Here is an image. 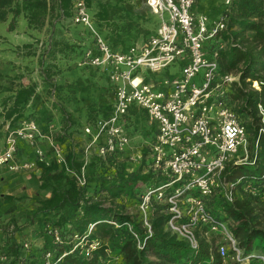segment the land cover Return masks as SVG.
<instances>
[{
  "label": "trees",
  "instance_id": "trees-1",
  "mask_svg": "<svg viewBox=\"0 0 264 264\" xmlns=\"http://www.w3.org/2000/svg\"><path fill=\"white\" fill-rule=\"evenodd\" d=\"M76 1L0 0V22L11 17L10 30L19 16L26 19L28 27L42 28L47 24L50 35L47 44L43 41L46 46L42 45L38 60L42 81L47 86L45 96L55 88L61 95L62 132L59 141L66 148L65 164L55 160L37 162L40 171L38 195L27 199L28 203L22 201L21 196L4 195L2 202L8 203L11 209L19 203H27L23 224L30 225L40 234L48 225L58 230L59 241L42 234V248L52 253L51 264H257L253 257L248 261L230 260L233 256L231 249L227 258L222 259L216 245L221 240L217 241L215 233L204 235L206 226L195 229L197 246L193 248L188 240L170 229L168 205L154 196L146 211L148 225L144 224L140 213L127 211L140 205L144 185L155 188L165 180L158 171L150 168L148 146L156 128L148 122L142 109L131 108L124 122L130 138L143 139V159L137 163L136 169L128 170L130 149L121 152L122 157L112 154L106 161L94 156L84 167L85 184H78L76 176L81 175L84 163L71 135L73 127L80 122V115L73 118L64 106L72 102L80 85L65 81L70 82L72 72L80 69L76 64L88 49L94 48L95 43L90 31L72 20ZM131 1L84 0L94 27L114 51H126L144 41L157 28V17L148 8L136 9L138 5L131 4ZM229 1L223 11L226 29L207 41L205 50L208 56L214 50L218 51L220 73L236 70L239 74L238 81L230 87L227 101L245 127L249 157L241 163L227 162L221 173L222 181L232 184V201L225 197L223 187L215 189L203 200L212 215L227 223L237 248L246 257L264 254V135L258 134L257 116V104L264 105V0ZM55 28L59 30L57 35L54 34ZM220 42L224 43L222 48L218 47ZM55 75L62 77L63 82L60 80L56 85L53 82ZM253 81L259 82V90L251 87ZM7 89L13 93L3 103L4 119L14 125L28 109L35 110L41 96L33 84ZM86 107L84 122L93 124L98 117L111 113L112 103ZM26 150L21 147L18 157L29 156ZM43 191L49 195L43 196ZM13 213L19 212L15 210ZM9 224L14 229L9 232L5 226L0 238L1 254L8 258L3 264H42V252L32 250L27 253L22 248L15 233L22 228L16 225L15 218H11Z\"/></svg>",
  "mask_w": 264,
  "mask_h": 264
},
{
  "label": "built area",
  "instance_id": "built-area-1",
  "mask_svg": "<svg viewBox=\"0 0 264 264\" xmlns=\"http://www.w3.org/2000/svg\"><path fill=\"white\" fill-rule=\"evenodd\" d=\"M229 2L225 0V5ZM194 3L195 0H144L158 19L157 28L143 42L121 52L112 50L94 27L84 0L76 1L72 20L86 27L95 43L94 48L86 51L83 64L107 71L115 93L111 113L98 117L84 130L93 139L91 142L103 141L101 155L125 151L131 148V138L123 127L125 117L133 106L142 109L148 122L156 128L148 146L150 168L165 180L145 191L140 208L146 212L154 196L168 205L170 229L188 240L193 248L197 246L195 229L202 225L206 226L204 235L222 236L223 242L216 243L222 259L227 258L230 248L231 259L248 261L253 257L257 264H264V254L244 257L227 223L205 208L203 197L220 187L225 190L227 200L232 201V184L223 182L220 176L227 162L247 161L249 144L244 125L227 101L230 87L238 81L239 74L220 73L218 51L208 56L205 50L207 41L225 31L226 18L222 15L211 21L208 15H196L192 11ZM223 46L222 42L218 45ZM176 61L180 64L179 73L166 71L161 78L154 76ZM201 70L202 75L198 77ZM251 87L259 90L260 84L253 81ZM257 116L258 134L264 135L261 103L257 104ZM51 128L50 125L44 132L32 119L22 120L15 127L7 125L0 164L14 169L33 168L37 165L34 161L13 164L18 140L34 145L36 140L44 139L54 151V160L65 164V156L54 143ZM35 152L38 161L48 162L40 148L36 147ZM141 157L140 149L131 155V159ZM83 168L84 165L81 175L76 176L81 186L85 184ZM145 224L148 225L146 220Z\"/></svg>",
  "mask_w": 264,
  "mask_h": 264
},
{
  "label": "rangeland",
  "instance_id": "rangeland-1",
  "mask_svg": "<svg viewBox=\"0 0 264 264\" xmlns=\"http://www.w3.org/2000/svg\"><path fill=\"white\" fill-rule=\"evenodd\" d=\"M138 6L136 9L138 10H146V5L144 4V0L142 3L137 4ZM204 6V1L199 0L198 5L195 7V10L199 14L200 12H204L206 15L209 16L210 19H219L221 15H223V11L225 8V0H214L212 2V8L208 9L207 7ZM49 29L47 27L46 32L42 33L41 30V36L40 39L41 41H44L47 44V38L49 37ZM59 33L58 28L54 29V34L57 35ZM93 37V36H92ZM94 42V39H93ZM44 45V47L46 46ZM45 49V48H44ZM85 59V55L83 59H81L80 63L76 64V67H80V69H76L79 72V75H75L74 77L70 76V82L68 80L65 81V83L70 84L71 82L75 81L79 87V91L76 94V96H72V102H67L65 104L64 108L73 116L79 114V123L77 126L73 127L74 132L71 135V140L74 145L79 147L81 151V159L83 160L84 167L86 164L90 162V160L95 156L100 158L103 161H106L108 156L114 154L117 155L118 157H122L121 152L123 151H115L113 153L105 154L104 156L100 154V147L103 145V141L99 140L97 142H91L93 139L91 136L85 132L84 128L88 123L84 122L83 116H84V109L87 108L86 106L91 105V104H102V103H112L115 100V93H114V88L112 85H110V81L108 79V74L98 66H91L88 64H83ZM44 65L46 63V59H44ZM78 65V66H77ZM90 68H95L94 70L95 75H87V69ZM40 68V72H41ZM33 71V69H32ZM169 71V72H180V64L179 61H176V63L171 64L167 69H165L163 72L158 73L154 75L157 78H161L164 75V72ZM203 70L199 73L198 77H201ZM233 74H237V71L232 70L231 71ZM42 73L41 75H27L26 77V82H29L28 84H33L36 86V90H38L39 95L41 96V99L38 102V105L35 107V110L28 109L25 112L24 117L19 122L14 123V125H10L9 127H15L20 124L22 120H34L38 122V127H40L44 132H47L49 129V126H52V130L50 133L52 134L53 141L55 144L59 145L60 149H62V153L64 156H66V148L65 144L61 143L59 141V135L62 132V123L60 122V114H59V107H61L60 99L61 95L56 93V88L54 90L50 91V94L45 96V90L47 89L46 84L42 81ZM68 75V74H67ZM13 77V76H12ZM197 77V78H198ZM14 78V77H13ZM13 78H8L5 79V84L2 85V87H13L14 84L18 85ZM62 79V77H61ZM59 75H55L53 78V82L57 85L58 82L61 80ZM63 82V80H61ZM27 84V85H28ZM1 86V85H0ZM83 114V115H82ZM82 115V116H81ZM238 115V114H237ZM82 118V120H81ZM3 119V120H2ZM239 119V116H238ZM2 120V122H1ZM82 121V123H81ZM240 121V119H239ZM241 122V121H240ZM2 123H4V110H0V133L3 131V142L0 144V152L2 151L4 147V142H5V137L7 134V127L5 126L2 127ZM124 127V125H123ZM125 130V128H124ZM126 131V130H125ZM127 133V132H126ZM133 138H139V137H131ZM133 144V143H132ZM143 144V142H142ZM141 144V145H142ZM138 148L135 143L134 146H131V154L135 153L136 150L142 148V146ZM27 147L26 149L28 150L29 156H26L25 158L18 157V152L21 147ZM36 147L40 148L46 160H54V151L48 144V142L44 140H36L34 142V145H29L27 142L23 140H18V148H17V153L15 155V158L13 160V164H19L23 162H30L34 161L35 163L38 162L37 160V154L35 152ZM26 150V151H27ZM23 151V150H22ZM141 159H129L131 162L130 166L128 167L129 171H132L133 169H136L137 163H140ZM40 171L35 164L33 168H25L21 169L19 168H10L7 164H0V238H2L4 232L3 229L5 226H7V229L9 232L12 231L14 228L10 223L11 218H15L16 225L21 227L22 229L15 231L16 235L18 236L21 246L24 249L25 252L31 253L32 250H36L38 253H43L42 256L40 257L41 263L42 264H51L52 261V253L48 250H44L43 247V235L46 236H51L53 241H59L60 236L58 235L59 232L57 229L51 227V226H46L43 229L42 234L37 232L33 227H30V225L23 224V220L26 218V212L28 209H26L25 205L28 203L29 200L27 199H32L35 195H38V177H39ZM83 174L85 176L86 180V168H83ZM9 184L7 185V189H5V186L2 184ZM153 187V186H150ZM150 187H147L144 185L143 187V192L147 191ZM4 191L5 194H2L1 192ZM41 194L44 196H48L49 192L43 191ZM197 194V193H196ZM4 195H13V196H21V198H24L22 201H27V203L24 205L22 203L17 204L14 206V208H10L8 203L2 202L3 196ZM142 202V200H141ZM141 204V203H140ZM138 208V210L136 209ZM18 210L19 213L14 214L13 211ZM129 213H140V216L142 220L144 221L145 224V218L147 217V212H144L139 204L135 208H129L127 210ZM147 211V210H146ZM21 213V214H20ZM40 234V235H39ZM56 235L58 238H56ZM222 241L223 238L221 235L217 236V241ZM1 249V248H0ZM230 250V248H228ZM0 250V264L6 263L8 261V258L3 256L1 254ZM153 260V259H152ZM230 260H233L230 258Z\"/></svg>",
  "mask_w": 264,
  "mask_h": 264
},
{
  "label": "crops",
  "instance_id": "crops-1",
  "mask_svg": "<svg viewBox=\"0 0 264 264\" xmlns=\"http://www.w3.org/2000/svg\"><path fill=\"white\" fill-rule=\"evenodd\" d=\"M142 1L143 0H132L131 4L137 5L142 3ZM203 1V7H207L208 9L212 8V2L214 0ZM198 2L199 0H195L192 8L193 13L196 15L205 14L203 11L197 14L198 12L195 10V7L198 5ZM10 18L11 17H8L5 22H0V110L3 109L4 101H6L7 98L13 93L12 90H8L4 86L2 87V85L5 84V79L14 77L12 80H14L18 85L14 84L13 87H20L25 86L29 83L26 82L27 75H41L40 61L38 59L40 58V54L42 52L41 48L42 45L44 46V44L43 41H41L42 39H40V36L41 30L42 33L46 32L47 30V24L42 26V28H33V26L28 27L29 25H27L26 19L22 16H19L17 18L14 28L10 30ZM210 20L214 21L217 19L215 18ZM26 45H30L31 47L27 48L28 46L25 47ZM79 63L80 61L78 62V64ZM94 70L96 69H87V75H95ZM105 72L107 74V71ZM71 75L72 77H74L75 75H79L78 70L73 71ZM36 92L39 93L38 90H36ZM29 104L30 103H28V105ZM132 108L139 109L135 106H133ZM9 122V120L4 119V123H2L1 126L5 128V126L7 127V125H9ZM3 135L4 134L2 131V133H0V144L3 142ZM142 141L143 139L141 137L133 139L131 138L130 144L131 146H134L135 143V145L139 148L142 144ZM2 184L5 186V189L8 188L7 185L9 184ZM1 193L5 194L4 191H2Z\"/></svg>",
  "mask_w": 264,
  "mask_h": 264
}]
</instances>
